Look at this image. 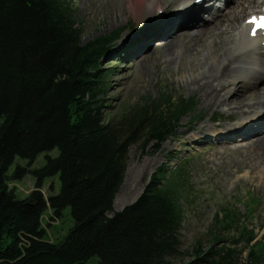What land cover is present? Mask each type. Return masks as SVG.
<instances>
[{"label": "trees", "instance_id": "16d2710c", "mask_svg": "<svg viewBox=\"0 0 264 264\" xmlns=\"http://www.w3.org/2000/svg\"><path fill=\"white\" fill-rule=\"evenodd\" d=\"M84 27L70 0H0V264H173L182 255V197L190 195L189 160L162 166L134 203L114 212L137 144L157 150L173 136L193 99L165 89L156 98L112 111L102 57L118 33L83 42ZM57 157L33 171L36 188L19 199L8 170L16 157L32 163L42 152ZM60 173L61 189L43 197L45 180ZM34 204H28V200ZM70 206L74 225L61 241L46 239L43 214L61 217ZM224 204L211 241L187 250L183 264H264V240L242 222L250 215Z\"/></svg>", "mask_w": 264, "mask_h": 264}, {"label": "rangeland", "instance_id": "374dc122", "mask_svg": "<svg viewBox=\"0 0 264 264\" xmlns=\"http://www.w3.org/2000/svg\"><path fill=\"white\" fill-rule=\"evenodd\" d=\"M72 2L77 7L84 26V42L94 39L101 33H111L124 28L117 43L120 47L122 42L150 22V19L158 18L154 0H143L146 8L141 19L136 18L129 0H73ZM177 3L174 6L165 0L161 6L172 12L176 9ZM235 3L233 1L230 5H235ZM225 11L227 12L228 9ZM197 32L196 28L191 29L189 34L184 35L182 39L190 40ZM154 43L153 51L145 55V58L128 57L130 51L115 54L114 48L104 56L103 66L115 67V70L109 74L112 111L125 102L133 104L143 98L156 97L164 86L175 97L194 98L197 105L192 114L183 117L177 133L163 144L160 151L142 152L138 145L130 148L125 176L128 183L124 194L127 195V192L133 194L128 203L119 201V206L115 210L121 211L136 201L151 176L164 163L168 162L170 167L174 168L184 157L193 155L189 162V182L194 191L188 198L185 196L182 198L184 220L180 234L183 253L181 256L172 257V263L183 264L188 261L190 256L187 250L192 248L196 240L202 239L204 245L212 242L211 230L214 226L215 215L227 201L236 202L237 206L245 211L243 202L231 199L235 195L240 198L247 197L250 193L259 196V206L251 223L256 225L259 239H261L264 236V172L249 164L248 157L242 154V148H236L238 143L201 144L194 143V138H192L195 134L217 131L218 126H230L233 123L228 119L235 117L238 120L239 115H233L230 106L225 104L216 109L205 104L201 91L193 90L192 86H185V83L180 80L184 69L180 68L177 63L164 64L163 45ZM203 48V45H196L190 50V55H185L184 59H189L184 62L185 69L190 66L189 61ZM216 117L220 119V123L214 121ZM206 128L210 129L206 130ZM213 139L216 142L217 139L215 137ZM58 155L59 149L54 148L42 152L32 163L22 157L15 158L8 170L9 176H14L19 166L29 170L21 178L11 179L9 183V186L15 189L19 199L27 198L37 189L33 171L44 166L48 157L55 158ZM60 189V173H56L45 180L44 187L40 190L46 198L57 195ZM52 214V209H48L45 215L43 214L42 226L46 231V239L61 241L74 225L72 209L70 206L66 207L60 218L52 219ZM98 260V256L94 255L83 264H97Z\"/></svg>", "mask_w": 264, "mask_h": 264}, {"label": "bare ground", "instance_id": "6f19581e", "mask_svg": "<svg viewBox=\"0 0 264 264\" xmlns=\"http://www.w3.org/2000/svg\"><path fill=\"white\" fill-rule=\"evenodd\" d=\"M129 1L136 18H143L146 8L143 0ZM176 1L168 0L171 4ZM154 2L157 10V5L161 6L165 0H154ZM235 2L227 12L225 9L217 10L215 20L198 29L197 34L190 40L182 39L184 35L189 34V29L175 28L180 25L176 19L179 12H174L165 21L156 24L157 26L154 25L152 29L145 30L143 36L151 39L161 33L162 40H165L163 63H177L184 69L180 80L185 86H192L193 90L201 91L205 104L213 109L225 104L230 106L233 115H239L241 122L227 127L230 133L247 128L251 124L246 121L247 119L258 121L261 118V109H264V53H262L264 48L259 46L258 38L248 37L249 26L244 24L246 19L244 17L261 10L264 0ZM196 45H203L204 48L196 53L189 61L190 66L185 69L184 62L189 60L184 59L185 55H190V50ZM151 51L148 50L142 58ZM257 53L260 57L256 55ZM251 113L255 115L247 118L246 115ZM208 129L210 128H206ZM230 133H227L225 138L234 142L230 139ZM196 136L199 135L195 134L192 138L196 140ZM239 140L236 148H242V154L248 157L249 164L264 172V128ZM127 183L126 179L116 196L115 208H118L119 201L128 203L132 197L133 193L124 194Z\"/></svg>", "mask_w": 264, "mask_h": 264}, {"label": "water", "instance_id": "95a60500", "mask_svg": "<svg viewBox=\"0 0 264 264\" xmlns=\"http://www.w3.org/2000/svg\"><path fill=\"white\" fill-rule=\"evenodd\" d=\"M28 204H34V200L27 201Z\"/></svg>", "mask_w": 264, "mask_h": 264}, {"label": "snow or ice", "instance_id": "6c2138e0", "mask_svg": "<svg viewBox=\"0 0 264 264\" xmlns=\"http://www.w3.org/2000/svg\"><path fill=\"white\" fill-rule=\"evenodd\" d=\"M256 20H257L256 17H253V18H252V21H253V22L256 21ZM261 26H264V25H261Z\"/></svg>", "mask_w": 264, "mask_h": 264}]
</instances>
